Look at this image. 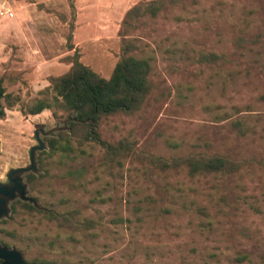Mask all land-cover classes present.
Returning a JSON list of instances; mask_svg holds the SVG:
<instances>
[{"label":"rangeland","instance_id":"374dc122","mask_svg":"<svg viewBox=\"0 0 264 264\" xmlns=\"http://www.w3.org/2000/svg\"><path fill=\"white\" fill-rule=\"evenodd\" d=\"M151 1L0 0L14 13L0 17V78L19 99L0 119V181L29 166L38 131L46 148L36 154L35 185L24 176L28 195L93 225L65 229L18 204L0 220V244L26 261L264 264V0H181L136 28L125 25L130 9ZM125 40L138 46L132 55L151 61L153 90L141 111L104 118L100 133L138 155L109 160L101 145L73 142L69 157L50 158L48 139L67 127L69 113L59 105L38 115L21 110L75 55L109 79ZM202 53L229 62L205 63ZM190 154L230 157L241 168L191 176L145 157Z\"/></svg>","mask_w":264,"mask_h":264},{"label":"trees","instance_id":"16d2710c","mask_svg":"<svg viewBox=\"0 0 264 264\" xmlns=\"http://www.w3.org/2000/svg\"><path fill=\"white\" fill-rule=\"evenodd\" d=\"M179 1L181 0H153L146 4L136 5L129 10L124 23L130 28H136V23L140 19L146 16L155 18L165 11L169 5H177ZM245 41L244 38L237 39V47H243ZM255 41H259V37ZM137 49L138 46L134 41H124L122 56L109 79L102 77L82 63L77 55L71 58L72 66L69 71L61 76L49 78L50 86L40 92L42 97L21 110L24 115H38L47 109H52L54 105H59L69 113L66 122L67 127L58 130L59 135L57 137L48 139L50 152L45 154H48L50 158L59 154V157L64 159L74 151L73 142L79 145L86 142H95L105 149L106 158L109 160L134 154L138 155L131 143L121 140L117 144H111L105 141L100 133L101 122L104 118L120 113L133 115L141 111L152 93L151 61L147 58H138L132 55ZM201 59L205 63H221L223 66L229 62L225 54L217 53H202ZM18 102L17 97L7 92L4 80L0 78V119L5 116L7 107H12ZM145 157L163 172L185 168L191 176L198 174L228 175L237 173L241 168L240 162L221 155L190 154L173 157L169 160L155 156L149 157V155ZM38 165L41 169L48 171L41 157L38 159ZM27 180L30 185H35L37 181L36 174H28ZM18 204L25 213H41L48 221L65 229L93 226L92 223L78 222L76 220L77 211L61 213L22 201L12 205L11 210L14 216L18 212ZM5 246L9 248V246ZM0 264H2L1 260ZM26 264L56 263L52 260L35 258L26 261Z\"/></svg>","mask_w":264,"mask_h":264},{"label":"water","instance_id":"95a60500","mask_svg":"<svg viewBox=\"0 0 264 264\" xmlns=\"http://www.w3.org/2000/svg\"><path fill=\"white\" fill-rule=\"evenodd\" d=\"M35 140L37 142V145L33 146L28 152L29 154L28 169L26 168L12 169L11 176L13 174L23 173V172L30 171V170H36L35 156L39 151H43L45 149V145L43 141L40 139L39 134L37 132H36ZM21 182L22 181L20 178H17L16 180H14V183L16 184V186L13 189H11L10 192H7L4 186L6 182L0 181V195H1L0 196V220L10 218V210L7 206V203L9 200L13 199L14 197L13 194L17 189H19L23 200L37 205V201L34 198L29 197L27 195L26 186L22 185ZM0 260L2 261V264H26V260L24 259L23 254L19 250L8 248L2 244H0Z\"/></svg>","mask_w":264,"mask_h":264},{"label":"flooded vegetation","instance_id":"af4514ba","mask_svg":"<svg viewBox=\"0 0 264 264\" xmlns=\"http://www.w3.org/2000/svg\"><path fill=\"white\" fill-rule=\"evenodd\" d=\"M36 132L39 134V137H40V133H39L38 131H36ZM35 134H36V133H35ZM40 139H41V137H40ZM36 157H37V156H35V158H36ZM28 167H29V166H28ZM28 167H24V168L28 169ZM37 169H38V168H37V164H36V170H30V171H26V172H23V173L13 174L12 176H11V172H12V171H10V172L7 174L6 179H5V181H4V182H6V183L4 184L6 191H7V192H10L11 189H13V188L16 186V184L14 183V180H16L17 178H20L21 181H22V182H21L22 185L26 186V193H27V195H28V185L24 182V176H28V174H30V173H36V172H37ZM0 196H1V195H0ZM13 196H14L13 199H12V200H9L8 203H7V206H8V208H9L10 211H11V209H12V205H13L14 203H19L20 201L30 203V202L25 201V200L22 199L19 189H17V190L14 192ZM28 196H29V195H28ZM29 197H30V196H29ZM30 204L35 205L34 203H30ZM36 206H38V203H37Z\"/></svg>","mask_w":264,"mask_h":264},{"label":"built area","instance_id":"2783aa9c","mask_svg":"<svg viewBox=\"0 0 264 264\" xmlns=\"http://www.w3.org/2000/svg\"><path fill=\"white\" fill-rule=\"evenodd\" d=\"M0 17L12 18L14 17V13L9 10H4V8L0 7Z\"/></svg>","mask_w":264,"mask_h":264}]
</instances>
